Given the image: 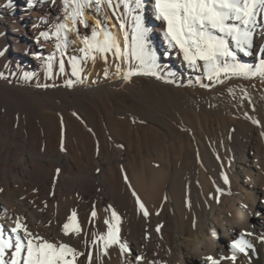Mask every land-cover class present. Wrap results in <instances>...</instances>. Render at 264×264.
Here are the masks:
<instances>
[{"label":"bare ground","instance_id":"obj_1","mask_svg":"<svg viewBox=\"0 0 264 264\" xmlns=\"http://www.w3.org/2000/svg\"><path fill=\"white\" fill-rule=\"evenodd\" d=\"M62 9L61 0L55 4L51 0H13L0 7V41L6 42L1 56H9L0 68V232L7 238L16 218H23L32 232L85 252L79 258L83 264L88 246L83 238L64 236L63 225L75 211L84 231L100 234L107 228L104 220L115 210L121 217L120 241L126 250L114 245L97 261L93 247L94 264H212L209 256L220 264H264V122L256 119L246 131H239L237 151L222 162H214L211 170L196 151L190 173L177 183V158L167 133L162 143L146 145L141 134L130 130L126 144L118 147L111 143L114 104L109 96L111 87L120 83L92 85L99 76L97 69H88V81L69 87L65 78H55L54 67L52 81L18 80L23 69L39 71L46 63L57 64L70 44L83 47L75 31L67 33L71 43L66 48L55 37L40 35L54 30L57 18L71 27ZM108 11L112 10L103 7L99 14L86 10L84 18L93 25L85 28L78 24L80 36L90 35L99 19L123 44V33ZM257 20L249 49L256 61L249 64L253 66L264 57V16ZM143 21L163 52L164 62L176 63L187 78L189 68L179 49L169 47L152 0L144 2ZM50 56L54 57L51 61ZM101 70L108 73L104 65ZM99 93L106 99L94 97ZM77 95L87 98L91 113L99 112L95 116L101 133L93 126V115L79 113L71 103ZM58 104L68 106L76 117ZM35 106L45 109L47 121L30 127L25 114ZM12 109L16 111L14 126L7 131L3 124ZM72 123L78 126V133L73 134ZM127 126L132 128L134 123ZM148 127L156 129L151 124ZM244 174L247 181L240 186L238 180ZM238 239L247 240L255 252L247 249V256L235 252L231 243ZM234 252L235 261L220 260ZM138 255L144 259L137 262Z\"/></svg>","mask_w":264,"mask_h":264},{"label":"snow or ice","instance_id":"obj_2","mask_svg":"<svg viewBox=\"0 0 264 264\" xmlns=\"http://www.w3.org/2000/svg\"><path fill=\"white\" fill-rule=\"evenodd\" d=\"M51 2L55 4L56 0ZM61 2L64 20H71V27L57 18L52 26L54 30L41 32L42 37L45 39L55 37L66 48L71 43L67 33L75 31L83 45L79 51L83 54L84 60L89 58L95 60L98 54L106 58V54L111 53L116 60L128 65L124 71V80L134 75L161 78L158 75L160 65L148 39L150 29L143 21L145 0H61ZM103 7L112 10L113 16L120 12L117 22L124 36L123 44L99 19L98 27L93 28L90 35L80 36L77 25L88 27V22L84 19L85 11L94 10L99 14ZM152 7L155 18L163 22L169 47L179 49L188 68L202 71L208 80L217 82H222L220 81L222 74L225 78L264 76V57H261L255 66L241 63L237 58V51L245 55L250 54L248 50L253 46L257 18L264 16V0H152ZM48 59L51 61L54 57L50 56ZM70 64L72 75L78 77L82 66L77 62V58L71 57ZM59 67L63 70V60L59 61ZM116 67L117 72H120V64ZM197 82H200L199 77ZM67 83L71 87L72 81ZM201 86L208 87L204 84ZM224 180L225 183L228 182L227 177H224ZM137 203L143 210V204H140L139 200ZM144 215L147 216L148 212L144 211ZM95 216L96 212L93 211L92 217ZM120 220L118 213L112 210L111 218L104 220L106 231L100 234L89 233L82 229L77 220V213L73 211L63 225L62 231L66 237L77 240L83 238V243L89 248L86 262L83 264H94L93 247L96 248L97 261L101 253L107 255L108 249L114 245L119 244L122 251L126 250V245L120 241ZM14 224L15 227L9 230L7 238L0 232V264H82L79 258L85 256V252L75 246L59 239L49 240L39 233L32 232L23 218L17 217ZM231 248L246 256L247 249L255 252L253 245L244 239L233 240ZM235 252L229 257H220V260L235 261L237 259ZM135 259L139 262L144 257L138 255ZM207 259L212 264H220V261L211 256Z\"/></svg>","mask_w":264,"mask_h":264},{"label":"rangeland","instance_id":"obj_3","mask_svg":"<svg viewBox=\"0 0 264 264\" xmlns=\"http://www.w3.org/2000/svg\"><path fill=\"white\" fill-rule=\"evenodd\" d=\"M12 1L1 0L0 7L9 6ZM108 15L117 22L120 12L113 16L110 11ZM84 19L88 24L93 25L89 18ZM116 24L119 26L118 22ZM2 32L3 27L0 25V36ZM148 39L160 65L158 69L160 79L156 76L134 75L124 80V71L128 65L116 60L111 53H107L106 58L98 54L95 60L91 58L84 60L79 48L72 47L71 44L68 46V52L66 51L63 57L59 58L64 61L63 70L60 69L59 62L57 64L49 62L39 71L25 72L26 70L23 69L17 78L24 83L52 81L54 67L57 69L55 78L58 80L65 78V82L72 81V85H77L88 81L89 74L85 71L97 69L96 75L99 78L93 80L92 85L102 86L106 82L120 83L118 87H111L109 96L114 104L112 118L114 131L111 143L118 147L126 144L129 140L127 132L130 130L141 134L142 142L146 145L162 143L167 133L173 139L174 154L177 158L176 180L180 183L190 173L196 151L200 154L206 168L211 170L214 162H222L237 151L236 140L239 131H246L250 122L256 119L264 122V76L225 78L222 74L220 77L222 82H217L208 80L202 71H193L189 68L188 77L184 78L176 63L164 62L163 52L159 50L151 34L148 35ZM4 44H6L5 41H0V68L5 67L9 61L8 54L1 56ZM72 51H75L74 54H71ZM249 53L245 55L237 51L239 62L254 63L255 60L251 57L250 51ZM71 57H76L77 62L82 66L78 77L72 75L69 61ZM184 63L186 64L185 61ZM116 64H120V72H117ZM103 65L108 68V75L101 70ZM12 73L16 74L13 68ZM198 77L200 78L199 83L197 82ZM201 84L208 85V87H202ZM94 97L101 101L106 99V95L102 93L95 94ZM70 101L79 113L90 112L93 115L91 120L93 126L101 133L99 118L95 116L98 111L91 113L87 98L77 95L73 96ZM58 106L62 111L76 117L68 106L60 104ZM44 110L40 106H35L32 111L25 114L30 127H38L39 123L47 121L43 114ZM6 116L8 118L3 128L8 131L14 126L16 111L12 109L11 114L7 112ZM129 123H134V126L128 128ZM72 124L73 134L78 133V126ZM148 124L156 129L149 128ZM132 143L137 144L135 141ZM246 181L247 174H244L238 180V184L243 186Z\"/></svg>","mask_w":264,"mask_h":264}]
</instances>
